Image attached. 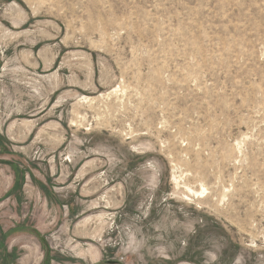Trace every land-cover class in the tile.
Returning <instances> with one entry per match:
<instances>
[{
  "label": "rangeland",
  "instance_id": "rangeland-1",
  "mask_svg": "<svg viewBox=\"0 0 264 264\" xmlns=\"http://www.w3.org/2000/svg\"><path fill=\"white\" fill-rule=\"evenodd\" d=\"M12 172L0 264H264V0H0Z\"/></svg>",
  "mask_w": 264,
  "mask_h": 264
},
{
  "label": "crops",
  "instance_id": "crops-1",
  "mask_svg": "<svg viewBox=\"0 0 264 264\" xmlns=\"http://www.w3.org/2000/svg\"><path fill=\"white\" fill-rule=\"evenodd\" d=\"M35 127L34 121H23V120H12L11 122H9L4 129V134H6V138L9 139L12 142V152L13 153H17L18 155H12L11 157H7L6 160L13 162L15 164H18V161L21 160H34L35 156H30L28 154H30L35 148H36V142L33 141H28L30 133L32 132L33 128ZM28 141V142H27ZM26 143L25 146H20L21 144ZM42 144L38 146V149L42 148ZM44 147H47L46 145ZM43 147V148H44ZM48 148V147H47ZM20 154L24 155L27 158H23V156ZM28 162L27 164L29 165ZM34 163V162H33ZM10 167V166H8ZM10 169H12L10 167ZM15 172H12V174H4V176L0 177V194L2 196L8 195V197L6 198V201L9 203L11 202V205L13 206V199L15 201H17V195L15 193V191L18 189V191L20 189H23L26 184H25V178L24 177H16ZM27 175H31L30 173H27ZM20 180V181H19ZM15 181L17 183H21V185H17L15 183ZM34 182L35 185H37L39 188V192L43 191L41 189V185L44 184L46 186V191H43V197L45 199V204H46V209L49 210L50 206H53V202H52V196H54V194H57L58 192L55 190L54 186H51L50 184V180L49 179H45V181H42L41 179H39L40 182H36L34 180H32ZM71 184V183H70ZM17 187V188H16ZM54 190V192H52L51 190ZM47 195H50L47 197ZM64 198H66V195L64 196ZM42 200V199H41ZM43 201V200H42ZM36 202V200L33 198L32 199V203L34 204ZM64 206V205H63ZM11 210V209H10ZM34 257H38L37 260L40 258V253H38V249L35 250V248H31L30 249Z\"/></svg>",
  "mask_w": 264,
  "mask_h": 264
},
{
  "label": "trees",
  "instance_id": "trees-1",
  "mask_svg": "<svg viewBox=\"0 0 264 264\" xmlns=\"http://www.w3.org/2000/svg\"><path fill=\"white\" fill-rule=\"evenodd\" d=\"M41 189H42L43 191H46V190H47V189H46V186H45L44 184L41 185Z\"/></svg>",
  "mask_w": 264,
  "mask_h": 264
}]
</instances>
